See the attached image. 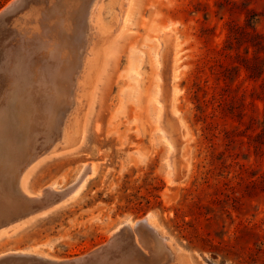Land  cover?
Segmentation results:
<instances>
[{"label":"rangeland","instance_id":"374dc122","mask_svg":"<svg viewBox=\"0 0 264 264\" xmlns=\"http://www.w3.org/2000/svg\"><path fill=\"white\" fill-rule=\"evenodd\" d=\"M90 29L61 138L21 183L36 197L92 174L1 228L0 257L64 262L104 247L92 264H123L125 224L148 216L174 256L155 264H264V0H101ZM7 171L3 212L16 195Z\"/></svg>","mask_w":264,"mask_h":264},{"label":"bare ground","instance_id":"6f19581e","mask_svg":"<svg viewBox=\"0 0 264 264\" xmlns=\"http://www.w3.org/2000/svg\"><path fill=\"white\" fill-rule=\"evenodd\" d=\"M100 1L13 0L0 13V171L8 170L10 174L13 173L10 181L14 186L15 199L19 201L14 202L16 200L13 198L9 199V203L4 201L8 206L5 212L3 210L6 206L3 210L0 208V218H3L0 219V229L7 228L12 221L26 219L44 207L55 205L70 194L74 196L92 174V166L86 165L75 183L66 190L58 192L51 185L36 197L31 196L21 183V176L27 166L43 152H48L61 138L65 116L74 105L73 95L77 87L83 49L91 31V16ZM17 10L20 12L15 16ZM13 14L9 23H3L7 16ZM15 23L19 25L14 26ZM51 29L53 35L50 33ZM34 31L43 39L41 37L39 40L40 37ZM35 84L47 91L42 103L35 96ZM37 113L44 115L43 124L40 122L43 116ZM55 133L59 136L57 134L58 137L53 138ZM39 135L44 136L45 140L41 141ZM26 156V160H20ZM7 176L6 178H10ZM0 206L2 207V203ZM148 218L147 216L135 224H125L123 231L130 236H125L129 239V245L122 243L118 247L126 254L123 264H155L159 257H165L167 261L173 260V254L165 247L164 239L148 223ZM119 235L120 233L112 234L107 247L116 243L115 239ZM143 248L149 251L150 259L148 256L145 259L149 253L146 254ZM104 249L99 247L87 256L64 262L39 253L17 251L0 257V264H92L94 258L104 253Z\"/></svg>","mask_w":264,"mask_h":264},{"label":"water","instance_id":"95a60500","mask_svg":"<svg viewBox=\"0 0 264 264\" xmlns=\"http://www.w3.org/2000/svg\"><path fill=\"white\" fill-rule=\"evenodd\" d=\"M5 9V8H4ZM4 9L0 12V13H2L3 11H4Z\"/></svg>","mask_w":264,"mask_h":264}]
</instances>
